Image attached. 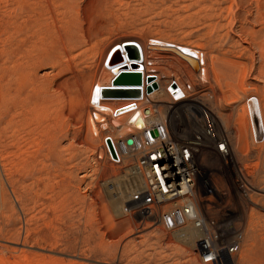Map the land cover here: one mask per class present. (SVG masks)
<instances>
[{
  "label": "rangeland",
  "instance_id": "374dc122",
  "mask_svg": "<svg viewBox=\"0 0 264 264\" xmlns=\"http://www.w3.org/2000/svg\"><path fill=\"white\" fill-rule=\"evenodd\" d=\"M2 22L12 34L14 115L20 130L6 131L13 137L3 141L9 156H0L1 258L11 264H201L198 233L194 243L181 233L196 230L123 213L121 168L95 157L102 137L114 132L97 121V108L88 102L90 88L100 77L104 51L129 40L136 41L139 52L138 43L150 51L145 63L159 72L162 85L175 76L188 104L225 132L228 164L210 148L203 147V153L233 190L241 247L228 264H264V141L250 142L243 96L237 106L225 101L229 86L243 81L255 87L247 93L264 102V0H0ZM152 41L173 44L171 50L179 53L183 47L196 49L199 66L191 70ZM238 115L248 142L243 149ZM205 173L196 179L202 190ZM241 177L251 185L249 197L236 193L235 180ZM232 230L225 229V236Z\"/></svg>",
  "mask_w": 264,
  "mask_h": 264
},
{
  "label": "built area",
  "instance_id": "2783aa9c",
  "mask_svg": "<svg viewBox=\"0 0 264 264\" xmlns=\"http://www.w3.org/2000/svg\"><path fill=\"white\" fill-rule=\"evenodd\" d=\"M129 51L130 59L126 60L122 58L120 44L107 51L103 66L111 77L92 87L88 102L95 109L103 101L113 102L101 114L117 123L124 118L130 131L122 137L106 133L95 157L121 168L123 213L144 217L145 221L167 228L189 226L199 234L196 251L201 264H228L241 247V233L235 229L238 216L231 197L233 190L222 174L215 175L216 170L203 153V147L210 148L219 160L228 164L227 136L217 129L211 116L188 104V96L175 76L167 77L162 85L159 72L149 69L147 63L137 62L139 56L142 59V50ZM113 83H119L116 90H134V95L104 98L101 93L113 90ZM158 93L166 98H152ZM255 101L251 95L243 98L249 139L258 145L264 141V129L259 118L251 117V104ZM167 104L170 106L166 109ZM174 120L180 122L178 127L171 125ZM203 173L202 190L196 179ZM235 189L238 195L249 197L252 188L241 177L235 180ZM227 228L233 230L225 236Z\"/></svg>",
  "mask_w": 264,
  "mask_h": 264
},
{
  "label": "bare ground",
  "instance_id": "6f19581e",
  "mask_svg": "<svg viewBox=\"0 0 264 264\" xmlns=\"http://www.w3.org/2000/svg\"><path fill=\"white\" fill-rule=\"evenodd\" d=\"M17 2V1H16ZM20 2V1H19ZM17 4V3H16ZM22 4V3H21ZM25 4V3H24ZM259 5V4H258ZM258 5H256V6H258ZM257 8V7H256ZM261 9V8H260ZM3 12V11H2ZM261 12V11H260ZM4 13V12H3ZM263 13V12H262ZM210 16V15H209ZM259 16V15H258ZM18 17V16H17ZM261 17V16H260ZM15 18V17H14ZM213 18V17H212ZM243 18H245L246 19V17H243ZM260 19V18H259ZM21 20V19H20ZM8 21V23L10 24V27H11V24L12 23H10V21L9 20H7ZM216 21V20H215ZM5 22V21H4ZM13 22V21H12ZM17 23V22H16ZM23 23V22H22ZM2 24V25H1ZM0 24V151H1V153H0V156H2V157H4L5 155H7V156H9L8 154H5L4 155V149H5V146H4V143H3V141H4V138H7V137H10L11 139H13V137H11V136H7L6 137V131L7 130H10V132H8V133H12L11 131H13L14 130V128H16L17 127V125L16 124H19V123H17V120L16 119H19V118H16L15 117V115H14V113H15V110H17V104H16V102H15V100L13 99V86H12V84L14 83V82H16V81H14L16 78L14 77L15 76V71H14V65H16L15 64V60L13 59V58H11V56H10V53L11 52H13V51H11V50H14L13 48H12V45H11V42H10V37H11V35L12 34H10V30H8L7 29V26H6V23H4L3 24V22ZM8 24V25H9ZM248 24V23H247ZM212 25V24H211ZM14 26V25H13ZM12 28V27H11ZM245 28V27H244ZM251 28V27H250ZM10 29V28H9ZM14 29V28H13ZM241 29V28H240ZM249 29V28H248ZM250 31H251V29H249ZM4 31V32H3ZM244 31V30H243ZM12 32H14V31H11V33ZM4 33V34H3ZM242 35H243V33H241ZM1 35H4L5 37H3V38H1ZM247 35V34H246ZM251 35V34H250ZM218 36V35H217ZM252 36V35H251ZM262 36V35H261ZM246 37V36H245ZM13 38V37H12ZM11 38V39H12ZM256 41V40H255ZM154 44L153 45H156V47L159 49V50H165L164 52L166 53V55L168 54V53H173L174 55H177V56H179V58H182L184 61H185V63L188 65V67H190L191 68V70L192 69H197V65H198V62H197V60L194 58L195 57V55L194 54H196V49H195V51H194V49H192V48H189V47H183V52L181 53H179L178 51H172L171 49H172V47H174L173 46V44H161V43H155L154 41H152ZM122 43H124V44H122ZM113 42V43H111L110 45H109V47L106 49V51H104V53H103V55H102V57H101V73H99L100 74V77L98 76V80L96 81V84H98V85H101V84H104L105 82H107V81H109V79H110V77H111V75H110V72L103 66V61H104V58H105V55H106V53H107V51L110 49V48H112L113 46H115L116 44H120V49H121V51H122V58L123 59H130V57L127 55V53H126V50H125V47L127 46V45H136L137 43H136V41H134V42H130L129 40L128 41H124V42ZM149 45L151 44L150 42L148 43ZM147 44V45H148ZM138 45H139V47H140V50H142V63L143 64H145V62L147 61V55H148V53L150 52L149 50L147 51V50H145V46L143 47V45H141V44H139L138 43ZM146 45V46H147ZM152 45V46H153ZM151 46V45H150ZM161 46V47H160ZM156 47L154 48V50H152L151 49V51H155L156 50ZM263 49V48H262ZM260 50V49H259ZM264 50V49H263ZM11 51V52H10ZM118 51V50H117ZM148 52V53H147ZM200 52V51H199ZM138 53H139V51H138ZM199 54V53H198ZM202 54V53H201ZM206 54V53H205ZM12 55V54H11ZM101 55V54H100ZM166 55H163V56H166ZM197 56V55H196ZM203 57H204V55H202ZM217 56V55H216ZM13 57V56H12ZM176 57V56H175ZM118 58H120L119 56H118ZM122 58H120V59H122ZM165 58H168L167 56L165 57ZM178 58V57H177ZM198 58V57H197ZM214 59V58H213ZM140 60V58L139 59H137V62H140L139 61ZM24 61V60H23ZM203 61V60H202ZM230 61H232V60H230ZM199 62H200V60H199ZM235 62V61H234ZM19 63V62H18ZM212 63H213V60H212ZM231 63V62H230ZM233 63V62H232ZM181 64V63H180ZM191 64V65H190ZM20 65V64H19ZM261 65V64H260ZM23 66V65H22ZM199 66V65H198ZM25 67V66H24ZM180 67V66H179ZM262 67V66H261ZM22 68V67H21ZM164 68V67H163ZM25 69V68H24ZM204 69V68H203ZM202 69V70H203ZM214 69V68H213ZM212 69V70H213ZM264 69V68H263ZM199 70V69H198ZM242 71V70H241ZM100 72V71H99ZM203 72V71H202ZM206 69L204 70V73L202 74L201 73V76L203 75V77H204V79H206V77H207V75H206ZM18 72H16V74H17ZM20 74L19 75H21V73H22V71L21 72H19ZM96 73V72H95ZM190 73V74H189ZM215 74V73H214ZM19 75H18V77H19ZM95 75V74H94ZM94 75H93V80H94ZM186 75H190V77H191V72L190 71H187L186 72ZM22 76H24V75H22ZM258 76V75H257ZM213 77H214V75H213ZM244 77H245V72H243L242 73V75H241V78L242 79H244ZM15 78V79H14ZM22 78V77H21ZM24 78V77H23ZM97 78V77H96ZM25 79V78H24ZM216 80L218 79V77H216L215 78ZM93 80L91 81V83H94L93 82ZM189 81V80H188ZM235 81V80H234ZM216 82V81H215ZM220 83V82H219ZM237 83V82H236ZM88 85H89V81H88V83H87ZM218 84V83H217ZM15 85V84H14ZM92 85V84H91ZM116 85H119V83H113V90H106L105 92H103V93H101V95H103L104 96V98H110V96H127V95H134V90H116ZM221 85V84H220ZM219 85V86H220ZM165 86V85H164ZM164 86H162V89H163V87ZM192 86V85H191ZM18 87V86H17ZM16 87V88H17ZM93 87V86H92ZM225 87V86H224ZM227 87V86H226ZM15 88V89H16ZM228 88V87H227ZM253 88H255L254 87V85L253 84H251V88L250 87H248L247 88V86L243 83V81H241L240 83H238V84H233V85H231V86H229V89H230V95L228 96V98L225 100V101H227V102H229V103H233V104H236V106H237V104H238V102H240L239 100H240V98L243 96V98H245L246 96H248V95H251V96H254L255 98H256V101L253 103V104H251V117L253 118V119H255L256 117L257 118H259L260 119V121H261V124H262V126H263V129H264V121H263V119H264V102H263V104H261L260 103V99L258 98V96H256V95H254V94H250V93H247V92H249L250 90H251V92L253 91L252 89ZM225 89V88H224ZM91 90H92V88H90V92H89V95H88V100H89V96H90V94H91ZM227 91V90H226ZM229 92V91H228ZM15 94V93H14ZM163 95V94H162ZM224 95V94H223ZM161 96V94L160 93H158V94H154L153 96H152V98H155V97H160ZM159 99V98H158ZM162 99V98H161ZM160 99V100H161ZM26 100V99H25ZM12 102H13V105H11L12 104ZM145 103V101H143L142 102V104H144ZM113 104V102H111V101H103L101 104H100V107L99 108H97V112H98V114H95V116H96V119H97V121H99L100 122V125H102L103 127H108V129L109 130H111L112 132H114V134H113V136H115V137H122V136H124L125 134H127L129 131H130V129H129V127H128V125H127V123L125 122V121H123L124 120V118H122L121 120V122L120 123H117V120H114L113 122H111L109 125H108V123L106 122V121H104L105 120V118L103 117V115L101 114V112H104L106 109H108V108H111V105ZM184 104L185 105H188L187 104V102H184ZM19 105H21V103L19 104ZM33 106V105H32ZM227 106V105H226ZM240 108V107H239ZM244 108V107H243ZM18 109H20L19 107H18ZM22 110L23 111H26L27 109H25V107L23 106V108H22ZM31 110V109H30ZM239 110V109H238ZM244 110V112H245V115H246V110H245V108L243 109ZM242 110V111H243ZM33 111V110H32ZM38 111V110H37ZM240 111H241V109H240ZM216 112H218V111H216ZM239 112V111H238ZM22 113V112H21ZM38 113V112H37ZM36 113V114H37ZM240 113V112H239ZM26 114V113H25ZM219 114V113H218ZM217 114V115H218ZM23 116H24V113H23ZM94 117V116H93ZM223 117V116H222ZM23 118V117H22ZM219 118H221V115H219ZM252 119V120H253ZM20 120V119H19ZM38 120V119H37ZM95 120V119H94ZM221 122L225 125V120H224V118L222 119L221 118ZM90 121H91V118H90ZM89 121V122H90ZM255 121V120H254ZM23 122V121H22ZM21 123V122H20ZM237 123H238V129H239V141L241 142V148L243 149V143H245V139H246V136L244 135V133H245V131H244V128H243V117L241 116V115H238V118H237ZM22 124H24V122L22 123ZM28 124V123H27ZM92 123H90V125H91ZM223 124H221V125H223ZM253 125H254V122H253ZM20 126V125H19ZM18 126V127H19ZM92 126H93V124H92ZM17 127V128H18ZM93 128H95V127H93ZM117 128V129H116ZM19 129V128H18ZM89 129H91L90 127H89ZM20 130V129H19ZM91 131H92V129H91ZM95 131H96V129H95ZM95 131H93V134L94 133H97V132H95ZM17 132L15 131V134H16ZM92 133V132H91ZM13 134V133H12ZM14 134V135H15ZM9 135V134H8ZM237 137V138H238ZM9 138V139H10ZM6 140V139H5ZM238 141V140H237ZM13 142V141H12ZM247 144H248V142H246ZM245 143V144H246ZM9 144V143H8ZM12 144V143H11ZM240 144V143H239ZM11 146H13V145H11ZM246 147V146H245ZM245 147H244V149H245ZM12 150V149H11ZM49 151V150H48ZM5 152L7 153V151L5 150ZM7 156H5L6 158H7ZM4 157V159H6ZM2 159V158H1ZM3 159V160H4ZM7 161V160H6ZM5 161V162H6ZM2 163V162H1ZM0 163V164H1ZM5 165V164H4ZM2 167V166H1ZM4 167V166H3ZM3 167H2V169H3ZM42 179H43V177H42ZM120 190V189H119ZM124 198V197H123ZM185 228V227H184ZM186 230H184L183 232H181V233H183V236L185 235L186 236V240L187 241H189L190 243L191 242H193L194 243V241H195V237L197 236V234L195 233V232H197V231H194L193 232V230H191V231H189V229H187V228H185ZM177 231V230H176ZM198 233V232H197ZM199 235V234H198ZM196 242V241H195ZM196 247V246H195ZM0 264H11L8 260H6V259H4V258H1L0 257Z\"/></svg>",
  "mask_w": 264,
  "mask_h": 264
},
{
  "label": "trees",
  "instance_id": "16d2710c",
  "mask_svg": "<svg viewBox=\"0 0 264 264\" xmlns=\"http://www.w3.org/2000/svg\"><path fill=\"white\" fill-rule=\"evenodd\" d=\"M128 48V49H127ZM129 49H134V50H136L137 52H138V49H137V47H136V45H127L126 47H125V50H126V53H127V55L130 57V51H129Z\"/></svg>",
  "mask_w": 264,
  "mask_h": 264
},
{
  "label": "water",
  "instance_id": "95a60500",
  "mask_svg": "<svg viewBox=\"0 0 264 264\" xmlns=\"http://www.w3.org/2000/svg\"><path fill=\"white\" fill-rule=\"evenodd\" d=\"M125 81H126V80H123V81H121V82H125ZM127 142L130 143V140H128Z\"/></svg>",
  "mask_w": 264,
  "mask_h": 264
}]
</instances>
